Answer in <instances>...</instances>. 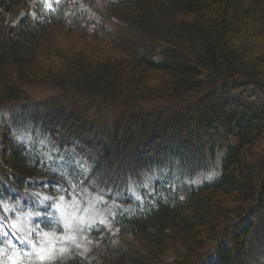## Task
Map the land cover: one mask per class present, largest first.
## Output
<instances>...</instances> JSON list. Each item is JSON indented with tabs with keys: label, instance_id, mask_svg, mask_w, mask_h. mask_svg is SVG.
Wrapping results in <instances>:
<instances>
[{
	"label": "trees",
	"instance_id": "obj_1",
	"mask_svg": "<svg viewBox=\"0 0 264 264\" xmlns=\"http://www.w3.org/2000/svg\"><path fill=\"white\" fill-rule=\"evenodd\" d=\"M59 37L84 46L93 39L108 52L97 42L88 52L69 51ZM259 41L264 0H105L97 8L92 0H61L47 10L37 0H0V111L28 116L53 148H78L85 161L59 177L7 125L0 207L52 178L127 205V186L143 170L177 158L181 173L191 175L210 169L220 151L212 179L168 199L156 182L153 195L162 193L149 204L118 213L121 242L97 223L89 254L72 248L48 264H264ZM51 58L60 61L45 67L41 60ZM45 86L60 93L29 96ZM79 99L122 114L98 126L66 104Z\"/></svg>",
	"mask_w": 264,
	"mask_h": 264
},
{
	"label": "rangeland",
	"instance_id": "obj_2",
	"mask_svg": "<svg viewBox=\"0 0 264 264\" xmlns=\"http://www.w3.org/2000/svg\"><path fill=\"white\" fill-rule=\"evenodd\" d=\"M37 1L47 6L52 5L56 0ZM103 1L105 0H92V5L97 8L103 4ZM110 26L113 34H115V28ZM77 39L80 38L60 39L59 37L58 46L69 51L77 52L84 49L85 52H88L87 49L92 46V43L97 42L93 39H87L84 46ZM99 43L97 42V44ZM258 45L264 47V41H259ZM250 46L251 44H248L246 48L250 50ZM103 50L108 52V46H104ZM41 61L45 67H48L49 64L54 66V63L56 64L60 60L51 58L49 63L43 59ZM59 93L58 89L47 86L29 89V96L39 100L51 98ZM66 104L84 110L90 119L102 127L113 124L114 120L122 114L119 108H98L80 99L67 100ZM27 118L29 117L20 115V112H16L14 118L10 112L0 111V136L3 132L2 129L9 125L7 127L11 131V136L19 142H23L35 155H39L43 163L53 173H57L59 177L64 175L63 172L73 165L78 168L85 165L78 148H66L62 151L53 148L50 138L44 135V132L42 134L40 130H36L35 126L32 125L33 122ZM211 138L208 141H211ZM262 142L264 144V140ZM207 149H209L208 145ZM2 150L0 147V156ZM221 153L220 151L217 152L215 159L210 163V169L194 172L191 175L181 173L177 158L175 161L171 160L170 165L143 170L139 180L135 183H129L127 186L129 188L128 193L133 199V202L127 205L110 201L92 192L80 191L76 193L77 185L74 186L71 182L66 184L60 179L54 178L48 181L47 186L31 191L27 197L19 198L16 201H3L0 207L2 211L0 213V264H12V259H16L17 264H48L65 256L72 248L87 255L90 253V246L94 243L90 228L97 223L102 224L115 238V241L121 242L115 227V219L118 213L121 211L131 212L135 210L136 206L144 207L149 204L155 195L162 193L161 190H158L153 195V190L157 189L154 185L156 182L167 193L166 199H168L174 196L173 191L183 195L188 187L212 179L219 172ZM65 188L70 191L69 194L66 193ZM41 249L45 251L41 253ZM41 254L46 257L44 260H41ZM169 255L170 253L165 254L163 259ZM262 261L264 262V258Z\"/></svg>",
	"mask_w": 264,
	"mask_h": 264
},
{
	"label": "snow or ice",
	"instance_id": "obj_3",
	"mask_svg": "<svg viewBox=\"0 0 264 264\" xmlns=\"http://www.w3.org/2000/svg\"><path fill=\"white\" fill-rule=\"evenodd\" d=\"M40 251H41V253H43L45 250L41 249ZM40 258H41V260H44L46 257L43 254H41ZM12 264H17L16 259H12Z\"/></svg>",
	"mask_w": 264,
	"mask_h": 264
}]
</instances>
